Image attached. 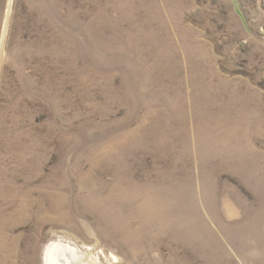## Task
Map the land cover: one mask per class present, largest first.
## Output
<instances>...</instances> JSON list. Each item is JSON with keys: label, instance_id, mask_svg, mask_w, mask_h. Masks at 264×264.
Wrapping results in <instances>:
<instances>
[{"label": "rangeland", "instance_id": "obj_1", "mask_svg": "<svg viewBox=\"0 0 264 264\" xmlns=\"http://www.w3.org/2000/svg\"><path fill=\"white\" fill-rule=\"evenodd\" d=\"M264 264V0H0V264Z\"/></svg>", "mask_w": 264, "mask_h": 264}, {"label": "bare ground", "instance_id": "obj_2", "mask_svg": "<svg viewBox=\"0 0 264 264\" xmlns=\"http://www.w3.org/2000/svg\"><path fill=\"white\" fill-rule=\"evenodd\" d=\"M72 251L58 243H52L45 251V264H74Z\"/></svg>", "mask_w": 264, "mask_h": 264}]
</instances>
